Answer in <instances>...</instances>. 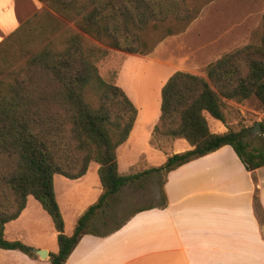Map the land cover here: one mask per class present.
<instances>
[{"label":"trees","instance_id":"obj_1","mask_svg":"<svg viewBox=\"0 0 264 264\" xmlns=\"http://www.w3.org/2000/svg\"><path fill=\"white\" fill-rule=\"evenodd\" d=\"M41 1L53 13L35 14L0 44V249L37 258L34 248L4 237L6 224L20 217L30 196L48 213L57 231L59 251L49 255L50 264H66L84 235L112 232L100 233L91 223L124 186L144 176L165 175L166 205L168 173L224 146L234 149L248 171L264 167V150L250 148L245 141L248 129L217 134L207 119L209 114L225 123L226 100L242 103L256 97L264 105V18L259 44L224 54L208 66L207 78L177 71L163 86L154 134L184 139L192 149L169 156L159 167L123 175L117 150L128 140L138 109L121 87L99 75L96 62L104 52L72 33L53 38L24 65L16 66L13 47L26 33L30 43L45 41L46 35L64 26L59 16L109 48L149 55L165 38L182 33L200 8L189 0ZM260 126L264 134V118ZM92 162L99 165L103 193L79 217L69 236L54 178L80 179ZM254 207L264 226L257 197Z\"/></svg>","mask_w":264,"mask_h":264},{"label":"crops","instance_id":"obj_2","mask_svg":"<svg viewBox=\"0 0 264 264\" xmlns=\"http://www.w3.org/2000/svg\"><path fill=\"white\" fill-rule=\"evenodd\" d=\"M41 5L39 0H0V44ZM208 117L212 118L209 114ZM208 117L212 132H229L224 123L214 118L218 123L211 125ZM165 143L166 160L192 149L184 139H166ZM122 146L117 150L119 172L129 175L120 168L118 153ZM98 169L99 165L92 162L80 179L62 175L54 178L66 235L74 232L79 217L103 193ZM76 187L86 192L84 197L89 201L75 204L72 223H67L59 197L66 193L71 197ZM164 193L166 205L140 207L117 230L105 236L84 235L66 264H264V226L254 207L257 197L264 210V167L248 171L234 149L224 146L168 173ZM29 198L20 217L6 224L5 239L26 242L23 227ZM29 259L33 263L46 260L38 255Z\"/></svg>","mask_w":264,"mask_h":264},{"label":"rangeland","instance_id":"obj_3","mask_svg":"<svg viewBox=\"0 0 264 264\" xmlns=\"http://www.w3.org/2000/svg\"><path fill=\"white\" fill-rule=\"evenodd\" d=\"M39 1L42 5L40 9H35L31 17L43 11L53 13L44 2ZM189 3L200 8L198 17L182 33L165 38L149 55L129 54L109 48L55 15L64 26L56 33L46 35L42 43H30L26 40L27 33L20 35L19 44L15 43L13 47L18 58L16 66L24 65L31 54L57 36L72 33L82 35L89 46L105 54L96 62L99 75L106 82L121 87L139 112L137 125L128 144L122 146L118 153L121 171L134 174L159 167L166 160V151L163 149L165 140L173 139L154 134L161 114V91L168 79L177 71L207 78L210 64L224 54L247 45L259 44L263 36L264 0H189ZM11 54L15 56L13 52ZM225 103L224 126L227 131L248 129L245 141L250 148L264 150V134L261 129L255 131L256 125L264 118V105L256 97L242 103L231 100ZM209 121L211 125L218 123L213 118H209ZM164 180V174L153 173L124 186L109 205L98 212L91 223L92 228L105 234L116 229L140 207L163 205ZM62 189L60 187V192ZM85 195L86 192L77 187L71 191V197L67 193L60 194L67 223H72L75 204L80 206L88 203L89 199ZM24 217V244L36 251L57 254V234L52 220L42 212L34 198H29ZM72 232L67 234L71 235ZM0 264H49V258L41 263H33L19 251L0 249Z\"/></svg>","mask_w":264,"mask_h":264},{"label":"water","instance_id":"obj_4","mask_svg":"<svg viewBox=\"0 0 264 264\" xmlns=\"http://www.w3.org/2000/svg\"><path fill=\"white\" fill-rule=\"evenodd\" d=\"M260 129H261V126H260V123H258L256 125V130L255 131H260ZM36 254L42 259H46L48 257V252H46V251L39 250V251H36Z\"/></svg>","mask_w":264,"mask_h":264}]
</instances>
